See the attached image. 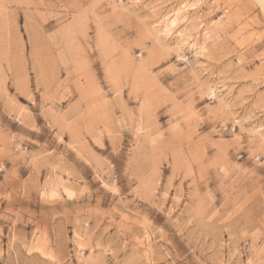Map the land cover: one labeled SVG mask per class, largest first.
<instances>
[{
  "label": "rangeland",
  "instance_id": "374dc122",
  "mask_svg": "<svg viewBox=\"0 0 264 264\" xmlns=\"http://www.w3.org/2000/svg\"><path fill=\"white\" fill-rule=\"evenodd\" d=\"M0 264H264V0H0Z\"/></svg>",
  "mask_w": 264,
  "mask_h": 264
}]
</instances>
